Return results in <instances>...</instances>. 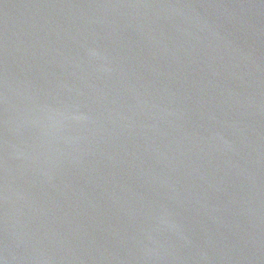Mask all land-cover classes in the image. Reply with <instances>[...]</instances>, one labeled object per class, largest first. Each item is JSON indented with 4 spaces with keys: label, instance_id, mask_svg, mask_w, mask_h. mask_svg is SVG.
Segmentation results:
<instances>
[{
    "label": "water",
    "instance_id": "obj_1",
    "mask_svg": "<svg viewBox=\"0 0 264 264\" xmlns=\"http://www.w3.org/2000/svg\"><path fill=\"white\" fill-rule=\"evenodd\" d=\"M0 264H264V0H0Z\"/></svg>",
    "mask_w": 264,
    "mask_h": 264
}]
</instances>
